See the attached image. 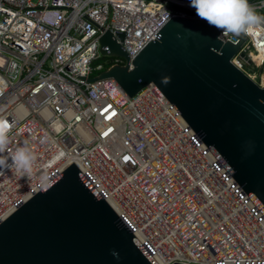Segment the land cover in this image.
Returning a JSON list of instances; mask_svg holds the SVG:
<instances>
[{
  "label": "built area",
  "instance_id": "2783aa9c",
  "mask_svg": "<svg viewBox=\"0 0 264 264\" xmlns=\"http://www.w3.org/2000/svg\"><path fill=\"white\" fill-rule=\"evenodd\" d=\"M249 4L264 18V0ZM189 5L0 0V119L12 125L0 159L10 165L23 146L36 156L31 176L0 168V223L75 163L159 264H264L263 211L161 89L130 97L113 78L88 82L127 62L101 54L103 30L84 15L112 31L132 67L171 18H198ZM244 35L235 57L251 51L263 64L264 23Z\"/></svg>",
  "mask_w": 264,
  "mask_h": 264
},
{
  "label": "water",
  "instance_id": "95a60500",
  "mask_svg": "<svg viewBox=\"0 0 264 264\" xmlns=\"http://www.w3.org/2000/svg\"><path fill=\"white\" fill-rule=\"evenodd\" d=\"M84 16L103 30L101 54L127 62L88 82L113 78L130 97L157 85L264 213V87L233 63L247 37L175 16L130 67L112 31ZM0 264L159 263L73 163L0 223Z\"/></svg>",
  "mask_w": 264,
  "mask_h": 264
},
{
  "label": "clouds",
  "instance_id": "9594fccd",
  "mask_svg": "<svg viewBox=\"0 0 264 264\" xmlns=\"http://www.w3.org/2000/svg\"><path fill=\"white\" fill-rule=\"evenodd\" d=\"M189 6L210 27L237 36L251 33L255 27L264 23V18L256 14L248 0H190ZM11 127L9 122L0 119V154L8 149ZM9 159L10 165L8 161L0 159V168L15 167L22 176H31L36 156L29 147L17 148Z\"/></svg>",
  "mask_w": 264,
  "mask_h": 264
},
{
  "label": "rangeland",
  "instance_id": "374dc122",
  "mask_svg": "<svg viewBox=\"0 0 264 264\" xmlns=\"http://www.w3.org/2000/svg\"><path fill=\"white\" fill-rule=\"evenodd\" d=\"M251 50L254 55L258 52V50L255 47L253 48L251 47ZM259 50H261L260 46H259ZM250 52L251 51H247L246 54L249 55ZM256 57L258 58L257 60L261 58L260 51L258 55H256ZM233 60H235L237 65L247 74H249L252 77V79L255 80V82H257L260 86L264 87V63L256 64L255 62H248L242 55L235 57Z\"/></svg>",
  "mask_w": 264,
  "mask_h": 264
},
{
  "label": "trees",
  "instance_id": "16d2710c",
  "mask_svg": "<svg viewBox=\"0 0 264 264\" xmlns=\"http://www.w3.org/2000/svg\"><path fill=\"white\" fill-rule=\"evenodd\" d=\"M256 1H259V0H248L249 3H254ZM258 45L261 48V50H259L261 52V58L259 60H261L264 56V38L258 43ZM106 59H107L106 57H102L101 59H99V61H104Z\"/></svg>",
  "mask_w": 264,
  "mask_h": 264
},
{
  "label": "bare ground",
  "instance_id": "6f19581e",
  "mask_svg": "<svg viewBox=\"0 0 264 264\" xmlns=\"http://www.w3.org/2000/svg\"><path fill=\"white\" fill-rule=\"evenodd\" d=\"M256 59H258L257 57H255Z\"/></svg>",
  "mask_w": 264,
  "mask_h": 264
},
{
  "label": "snow or ice",
  "instance_id": "6c2138e0",
  "mask_svg": "<svg viewBox=\"0 0 264 264\" xmlns=\"http://www.w3.org/2000/svg\"><path fill=\"white\" fill-rule=\"evenodd\" d=\"M127 159V158H126Z\"/></svg>",
  "mask_w": 264,
  "mask_h": 264
}]
</instances>
